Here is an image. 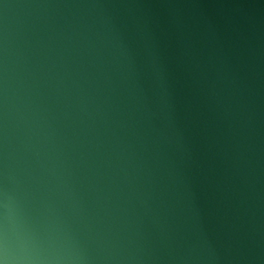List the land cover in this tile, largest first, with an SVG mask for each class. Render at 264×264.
<instances>
[{"label":"water","instance_id":"1","mask_svg":"<svg viewBox=\"0 0 264 264\" xmlns=\"http://www.w3.org/2000/svg\"><path fill=\"white\" fill-rule=\"evenodd\" d=\"M0 264H264V0H0Z\"/></svg>","mask_w":264,"mask_h":264}]
</instances>
